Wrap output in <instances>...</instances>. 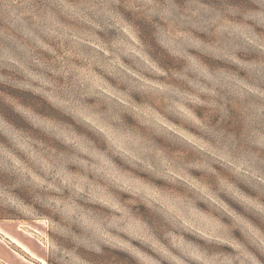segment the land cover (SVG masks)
Returning <instances> with one entry per match:
<instances>
[{"label":"clouds","instance_id":"obj_1","mask_svg":"<svg viewBox=\"0 0 264 264\" xmlns=\"http://www.w3.org/2000/svg\"><path fill=\"white\" fill-rule=\"evenodd\" d=\"M0 240V264H264V0H0Z\"/></svg>","mask_w":264,"mask_h":264},{"label":"rangeland","instance_id":"obj_2","mask_svg":"<svg viewBox=\"0 0 264 264\" xmlns=\"http://www.w3.org/2000/svg\"><path fill=\"white\" fill-rule=\"evenodd\" d=\"M97 83L99 84V82H97ZM152 115L153 114L149 113V112L144 113L145 119H151ZM84 118L90 119L89 117H86V116ZM34 119L38 123H45L44 121H41V119L39 117H34ZM169 127H171V125H169ZM105 132L109 136H111V133L108 132L107 129H105ZM63 135L65 136V139H67V140L72 139V135L67 131H65L63 133ZM189 139L191 140L192 137H189ZM21 143L23 144V147L25 150H27L28 152H31L33 155H37L35 153V151L32 149L30 144H28L26 141H23V140L21 141ZM201 147H203V146L201 145ZM96 160H97L98 170L100 172H102L103 174L107 175L108 177L112 178L117 183H120L124 186H132V187L137 188L138 190H142L152 199H161L159 192H157L155 189L151 188L150 186L142 183L138 177H134L131 174H127V173H122L116 164H114L111 160H108L107 158H105L103 155L97 154ZM42 163L45 166H47V161H42ZM186 179H188L190 182H193V183L195 182V178L186 177ZM93 196L95 197L96 200L104 203L106 206H110L114 209L119 207V205L116 202H114L106 194V192L104 191V189L102 187L95 190L93 192ZM164 202L166 203L167 201H164ZM188 212H189V217L185 218L183 220V222L185 223V225L189 229H191V230L200 229L201 231L206 229V230L212 231V232H216L219 230V228H220L219 221L217 219H215L213 216H211L210 214L206 213L205 211H203L199 208H196V207H189ZM85 220L89 223H92V221L88 220L87 217H85ZM237 220H239V218H237ZM40 223L43 224L44 226H47L48 222H47V220H42V221H40ZM19 227L21 229H24L26 226L24 224H21ZM27 227L31 228V225H28ZM128 228L131 232L137 234L138 236H142L145 239H151L145 233L142 225L137 223V222H130L128 225ZM35 232L37 233V236H43L44 235V233L40 232L39 229H35ZM171 239L176 244L177 247H180V248L185 247V241L183 239L177 237L176 235H172ZM0 243H4V242H1V240H0ZM4 244H6V243H4ZM12 244H15L16 247L21 250V252H26L20 246H18L16 243H14L13 241H12ZM152 244H153V247L155 249H157L158 251H160L162 254H166L168 252V249L164 245H162L159 241L152 240ZM8 245L11 247V244H8ZM26 253H28V252H26ZM31 256L33 259L39 260V257L37 255L36 256L31 255ZM151 259H152V257L150 255L145 256V258L143 259V264H151ZM125 264H126V262H125Z\"/></svg>","mask_w":264,"mask_h":264},{"label":"bare ground","instance_id":"obj_3","mask_svg":"<svg viewBox=\"0 0 264 264\" xmlns=\"http://www.w3.org/2000/svg\"><path fill=\"white\" fill-rule=\"evenodd\" d=\"M7 235V234H6ZM11 240L16 243L18 246H20L24 251L28 252L29 254L36 256L29 248H27L26 245L23 244L22 241L16 239L15 237H12Z\"/></svg>","mask_w":264,"mask_h":264},{"label":"crops","instance_id":"obj_4","mask_svg":"<svg viewBox=\"0 0 264 264\" xmlns=\"http://www.w3.org/2000/svg\"><path fill=\"white\" fill-rule=\"evenodd\" d=\"M1 242H4L7 244V241L6 240H1ZM12 242V241H11ZM8 247H10L8 244H7Z\"/></svg>","mask_w":264,"mask_h":264}]
</instances>
